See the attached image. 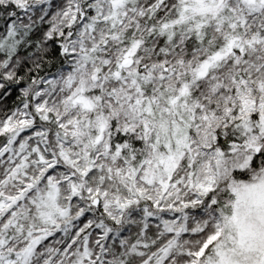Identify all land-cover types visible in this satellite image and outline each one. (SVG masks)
I'll return each mask as SVG.
<instances>
[{
  "label": "snow or ice",
  "instance_id": "obj_1",
  "mask_svg": "<svg viewBox=\"0 0 264 264\" xmlns=\"http://www.w3.org/2000/svg\"><path fill=\"white\" fill-rule=\"evenodd\" d=\"M0 264H264V0H0Z\"/></svg>",
  "mask_w": 264,
  "mask_h": 264
}]
</instances>
